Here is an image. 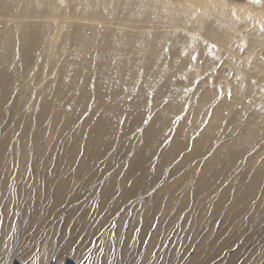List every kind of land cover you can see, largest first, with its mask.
<instances>
[{
    "label": "rangeland",
    "instance_id": "rangeland-1",
    "mask_svg": "<svg viewBox=\"0 0 264 264\" xmlns=\"http://www.w3.org/2000/svg\"><path fill=\"white\" fill-rule=\"evenodd\" d=\"M63 1L30 21L22 15L34 9L0 7V22L5 25H0V71L5 70L0 75V122L5 117L0 123V158L7 162L0 174V264H264V215L249 219L255 208L263 209L264 200L258 197L239 208L230 207L240 184V169L232 176L220 174L218 179L216 174L210 177V172L202 177L200 171L210 153L191 163L184 162L182 153L170 163L178 151L157 157L153 155L156 147L146 151L140 165L132 166L133 158L144 149V137L136 133L133 115L150 121L152 97L160 85H166L161 80L168 75L172 82L187 77L193 83L168 82L169 89L162 92L167 97L158 100L160 106L175 98L185 103L182 112L179 107L167 118L171 126L161 132L162 146L170 145L182 121L184 135L190 134L192 140L206 132L230 134L231 117L209 128L214 108L225 100L228 108H247L253 113L249 119L242 116L238 124L252 125L246 138L262 145L251 149L245 159L251 160L248 157L258 150L253 169L264 166V81L255 84L257 76L264 78V71L258 75L256 69L251 70L253 62L264 65L263 10L247 7L251 0H223L231 22H214L221 31L218 36L209 28L213 22H169L176 26L158 28L165 35L183 34L188 45L201 38L200 51L191 54L199 65L172 71L173 75L166 65L157 71L144 97L136 98L138 89L131 95L124 93L117 102L121 107L115 112V128L94 149L69 132L74 127L83 136L82 125L93 127L102 110L89 115L100 101L94 97L97 92L89 89L92 70L87 65L78 81L70 72L60 77L65 57L81 42L70 44L74 26L80 22L62 17ZM75 4L66 13L73 15L82 8ZM13 22H35L40 28L27 56L19 52L22 40L16 45L2 41L4 31L13 38L21 34L23 23L13 27ZM81 23L97 28L114 22ZM93 41L88 45L96 46ZM5 58L9 64L7 60L1 63ZM200 83L203 87L195 97L187 99ZM44 101L49 104L47 114L41 116ZM28 108H35L33 116ZM116 130L123 138L113 143ZM16 144L21 149L12 150ZM191 149L192 143L188 152ZM197 162L200 166L193 172ZM125 172H131L129 177L124 178ZM248 179L242 182L244 186Z\"/></svg>",
    "mask_w": 264,
    "mask_h": 264
},
{
    "label": "bare ground",
    "instance_id": "bare-ground-1",
    "mask_svg": "<svg viewBox=\"0 0 264 264\" xmlns=\"http://www.w3.org/2000/svg\"><path fill=\"white\" fill-rule=\"evenodd\" d=\"M56 2H58V0H0V7H15L17 8V10H19V7H23L22 9H34L31 10V12L22 15V17L27 16L30 21L32 19H35V17L42 18L45 15V11L48 10L49 7L52 8L55 6H59ZM74 2L78 5H81L82 8H77L75 14L69 15L68 13H66V11L75 4ZM62 4L64 10V15H62V17H65L72 22H80L78 24H75L74 26L75 30L70 37V44H74L80 41L81 42L77 50L71 52L68 56L65 57V63L62 64V66L59 68L61 69L60 77H62L63 75L66 76L67 73L70 72V74H72L71 76H74L76 78L78 77V81L79 77L84 73L85 65H87L92 70V75L90 76L91 78H89V80L91 79L90 83H92L93 86L89 87V89L95 90L97 92L96 96L94 97L95 99L100 101V103L95 104V107H93V109H90L89 115L95 116L98 110H102L101 118L93 127H88L87 123H84L82 125L81 129L83 130V136H79L80 133L76 132V129L74 130V127L70 128L69 132L71 134V137H80L82 138L81 141H83L84 139V141L87 142L88 147H94V149L101 144L103 145L104 140L107 139L105 138L107 133L109 134L108 130L113 127L115 128L114 124L116 123V121H118L115 119V117L117 116V113L115 112H117L121 107V104L117 102L122 100L121 98L122 96H124V93L127 92L129 93V95H131V91L133 89H138V92L140 93L136 98L144 97V95H146L147 93V89L150 88V84L155 80L157 71H159L166 65L171 75H173L172 71H188L186 70L187 68L190 67L196 69L197 65H199L197 64V61H194L192 59L191 54L200 51L199 46L201 43V38L200 40H196L195 43H191V45H188L186 44V37L183 36V34L179 33V35H171V33H169L165 35L161 33L158 28L176 26L175 24H171L169 22H213L212 25H209V28H211L210 26H212L211 31L216 33V36H218L221 31L219 29V26L214 22H231L230 19H227V11L222 5L223 0H64ZM246 6L252 9L263 10L264 14V0H251L247 3ZM186 9L188 10V12H186ZM101 10H104V12ZM241 14L244 15L245 11H242ZM85 20H90L91 22L114 23H102L103 25H95V27L97 28H90V24L81 23L83 21L85 22ZM140 22H148V24H141ZM163 22H167L168 24ZM22 23L23 28L20 32L21 34L14 35L15 37L13 38L10 37L11 34L9 32L4 31V33H2V36H5L3 37L2 41H4V45L5 43H9L11 45L13 43L16 45L18 39L22 40V42H20L21 48L19 52L22 51L23 56H27V53L31 51V49L29 48H31V45L36 41L37 31L40 28L38 26H34V24H37L35 22H13L12 26L16 27L17 25H22ZM0 25L5 26L1 22ZM119 25L126 28L120 29L118 27ZM146 27H148V30H146ZM115 28H118V30H115ZM127 28H133L135 30H129ZM205 33L208 34V32ZM92 38L94 39V41ZM12 40H14V42H12ZM92 41L96 42V46L88 45V42L90 43ZM13 50H15V48ZM8 52H11V50ZM6 60L9 64V58L2 59L1 63H6ZM252 69H256L257 74L259 75L258 71H264V65L253 62L251 70ZM4 71H0V75H2ZM161 81H163L162 83H166V85H160L157 95L152 97V100H154L155 102L151 104L152 118L150 119V121L148 122V119L146 117L141 118L140 115H133L134 119L132 123L135 127H137L135 131L138 136L140 134L144 137V149L141 150V153L139 152L140 155L133 158L132 166L135 167L140 165L141 160L147 153L146 151L152 150L154 147L156 148H154L155 152L153 155L157 157H159L161 154H167L166 156L168 157V155H170L171 153L174 154L176 151H178V154L173 160L170 161V163L180 157L182 153L184 162L188 163L193 162L197 158H200V160H202V158H205L207 154L210 153L207 157V163L204 166L202 165L200 171L202 172V177L205 175V173L209 172L211 174L210 177H213L216 174V178L218 176V178H220V174H226V172L227 175L232 176L233 173H236L240 169V177H238V179L240 180V184H237L236 186L234 192L235 200L230 206L231 210H233L234 208H239L242 203L249 204V202H253L258 197L264 200V166L256 167L253 169V167H255V163L258 160L256 155L259 154L258 150H256L255 155H253L252 157H248L249 159L252 158L251 160L248 161L245 159L247 153H249V151L255 148L258 144L262 145V142L260 143L258 140H252L251 142L246 138V132L249 129L251 130L252 125L238 124L242 116H248L249 119L253 115V113H250L249 109L247 108H242L241 110H237L231 107L228 108V105H225L226 101L222 100V104L220 106L217 105L213 110L209 128L212 129L216 126H219L224 118L231 117L230 123L232 122L234 124H232L233 127L231 128V133H236L237 135H231V133H228L225 136H222L224 132H221L219 134L218 132L215 134H208L206 132L204 134L202 133L201 136L196 137L195 139L193 138L192 140L190 134L187 133L184 135V122L182 121L178 128L175 130L170 145L168 147L162 146L165 138L161 140V132L165 131L166 128L171 126V123H168V121H166L167 118L170 117V115L179 107H181V111L179 110V112H182V108L185 103H177V100L175 98L173 102L160 106L161 103H159L158 100H162L163 98L167 97L165 92H162L169 89L168 82H172V80H169L168 75L167 80L166 78H164V80ZM178 81H180V83L182 84H190L192 82V79L182 77L180 80H174L172 84L179 83ZM247 81L252 82L250 80ZM261 81H264V78L257 76V81L255 82V84H260L262 83ZM1 82L2 81H0V84ZM247 85L249 86L250 84ZM202 87L203 86L200 83L196 91L194 93H190L187 99H193V97H195V94H197V91H199ZM106 99H110V103H106ZM43 104L44 107L42 113H40L41 116L44 115L45 111V114H47L46 109L49 103L44 101ZM126 105L127 104H125V106ZM32 106H36V104H33ZM158 107L161 108L158 109ZM226 107L228 108L227 112ZM26 111H28L29 116H33L35 108H28ZM85 112V109L81 110L79 117L81 118V116H83ZM121 117L122 116H120V118ZM4 119L5 117L3 118V120ZM78 120L79 119H77V122ZM27 123H29L28 120ZM119 124H121V121ZM256 127L257 129L259 128L258 126ZM18 129L20 130L21 128ZM24 130L26 129L24 128ZM118 132L119 131H117L114 135L113 143L117 140L120 141L121 138H123V136L118 135ZM191 143L192 149L190 150V152H188ZM17 147L20 148V146H17L16 144L15 146H13L12 150L16 149ZM167 157L166 159H168ZM6 160L9 161L8 159ZM245 161L247 162L243 165ZM5 163L7 162L5 161V157H3L0 160V174L4 170L3 164ZM199 166L200 165L197 162L195 164V167L193 168V172H195V170ZM130 173L125 172L124 178L129 177ZM246 179H248V182H246V185L244 186L243 183L245 184ZM209 182L210 181H208L207 184ZM211 185L212 184H209V187ZM232 186L230 185L229 187L231 188ZM242 187H244V189ZM226 196L227 194L222 195V197ZM261 215H264V207L262 210L257 207L253 212L250 213L251 217H249V219L253 220L256 217H261Z\"/></svg>",
    "mask_w": 264,
    "mask_h": 264
}]
</instances>
